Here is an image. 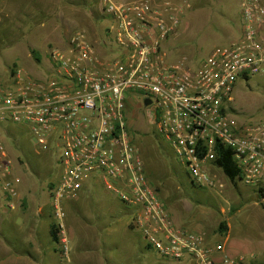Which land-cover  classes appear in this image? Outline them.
Masks as SVG:
<instances>
[{"label": "built area", "instance_id": "obj_1", "mask_svg": "<svg viewBox=\"0 0 264 264\" xmlns=\"http://www.w3.org/2000/svg\"><path fill=\"white\" fill-rule=\"evenodd\" d=\"M95 1L107 19L102 47L81 31L70 37L67 49L51 53L46 76L34 78L16 70L0 80L1 195L8 207L15 206L11 200L22 178L6 138L9 126L26 127L41 149L60 151L59 176L49 197L57 252L63 259L71 251L66 205L94 177L135 207L132 227L162 258L182 264H233L227 256L222 262L216 259L223 244L213 245L205 233L177 226L171 218L133 142L128 104L136 101L146 108L151 124L197 187L224 188L215 176L222 170L216 163L222 148L232 150L240 171L236 182L264 187V119L240 122L232 108L238 79L264 77V1L239 0L236 37L195 62L171 61L159 52L160 38L179 24L174 10L172 26L151 0ZM107 53L113 57H105ZM146 100L152 103L145 106Z\"/></svg>", "mask_w": 264, "mask_h": 264}, {"label": "rangeland", "instance_id": "obj_2", "mask_svg": "<svg viewBox=\"0 0 264 264\" xmlns=\"http://www.w3.org/2000/svg\"><path fill=\"white\" fill-rule=\"evenodd\" d=\"M25 1L28 4L26 5L29 11L28 17L17 21L13 17L5 20L0 18V80H7L14 76L16 70L34 78L44 77L50 73L51 53L55 49H59L57 41L65 39L66 35L69 39L81 31H85L87 34L86 26L84 27L80 23L81 14H85V5L90 7L88 17L95 20L96 26L97 21L101 25L100 29L95 27L93 30L95 33L93 41L99 47L104 44L102 29L107 25V19H104L99 12L95 0H63L81 7V9H65L66 14L72 18L69 30L66 29V23L62 22L63 18L59 23L57 21L53 23L52 17L46 15L47 11L43 7L46 0ZM50 1L53 2V0H47L49 3ZM151 1L169 25L173 26L169 20L171 11L174 10L173 12L179 18L178 26L170 30L165 38H160L159 52L168 60L182 61L186 59L195 62L206 57L216 46L221 47L232 41L239 32L241 23L239 0ZM40 11L42 13L38 14L37 12ZM85 15L87 16V14ZM105 57L111 58L113 54L107 53ZM232 108L236 119L240 122L264 119V77H252L247 82L238 79L233 92ZM127 124L133 142L144 158L148 180L158 189L162 201L169 213H172V219L177 226L194 232H203L205 240L216 245L224 242L226 237V235H222L223 232L219 231V225L224 221V211L225 214H235L244 208L242 211L246 213L247 217L258 214V225H263L264 218L259 212L264 210V187L251 188L239 184L230 179L222 170L218 171L215 176L224 183V188L197 187L192 183L188 170L178 160L170 144L151 124L146 108L138 105L136 101L128 104ZM9 129L13 137L7 136L6 143L18 174L22 181L33 182L41 186L42 191L38 192L42 193L40 196L45 204L49 203L51 207L49 195L51 184L59 176L57 156L60 151L41 149L34 142L26 127L9 126ZM96 179L98 180V178L90 177L85 184L92 185ZM260 189H263V192ZM96 192L100 194L99 197L113 202L120 210L125 209L119 216L120 221L116 227L121 225L122 221L125 223L132 220L136 215L134 206L123 205L115 195L108 193L105 189L98 188ZM95 193L90 195L94 196ZM88 200V206L96 208V214L90 210L93 212L92 219H97L95 215L98 214L101 222H104L103 220L106 218L102 215L108 211L101 210L100 205L96 202L97 198H88ZM110 221L112 224L116 223V220L111 219ZM253 230L248 228L246 232L250 235L254 233L252 238L259 236L264 239V229L258 227ZM10 231L0 222V232L5 234L8 241L10 240ZM134 231L140 235L137 229ZM124 234L119 230L106 235L104 233L102 241H105V238L108 240L117 238L120 248H122L123 240L126 237ZM229 238L239 242L242 240L233 236ZM102 246L104 245L102 244ZM98 249L96 252L98 263L103 262L112 254L114 259L110 258L109 260L113 259L114 261L119 255L121 264H151L152 256L159 260L158 264H181L172 259L162 258L154 249L148 258L142 256L138 248L135 251L129 249L128 252L123 250L121 253L119 249L108 251L106 245L100 249L99 244ZM55 257L59 260L58 252L55 253ZM0 264H9L7 257L2 255L1 251Z\"/></svg>", "mask_w": 264, "mask_h": 264}, {"label": "crops", "instance_id": "obj_3", "mask_svg": "<svg viewBox=\"0 0 264 264\" xmlns=\"http://www.w3.org/2000/svg\"><path fill=\"white\" fill-rule=\"evenodd\" d=\"M26 5L28 4L25 0H0V18L5 20L6 18L13 17V19H16L17 21L28 17L29 11L27 9L28 6L26 7ZM43 7L45 11H47L46 15L52 17L53 23L56 21L59 23L60 19L63 18L62 22L66 23L67 30H69L72 25V18L69 14H66L65 9H81L80 6L74 3L64 2L63 0H53L52 3L51 1L49 3L46 0ZM89 8L88 5H85L84 12L87 16L82 13L80 23L83 24L84 27L86 26L85 28L88 36L93 39L95 35L93 31L94 28L98 27L100 29L101 25L97 21L96 26L94 23L95 20L88 17ZM37 13L41 14L42 11ZM103 29L102 32L104 33ZM69 40L70 38L68 39V36L66 35L65 39H62L60 42L57 41L58 48L67 49L69 47ZM10 136L13 137L11 130ZM98 188L105 189L108 193L115 195L119 199V196L115 192L107 189L100 179H96L92 185L86 184L84 186V190L77 200L67 203L66 225L71 251H69L67 259H63L59 254V260L55 257L57 247L51 234L55 220L51 215L52 212L49 203L45 204L40 196L42 193L38 192L42 191L41 186L23 180L19 193L15 199L11 200L13 205H15L13 207L5 205V200L0 191V222H2V225L6 226L8 230H11L9 233V241L5 234L0 232L1 254L7 257L9 264L122 263L120 261L121 256L119 257V255H117L118 258L113 261L114 257L112 254L108 257L106 256L107 259L105 258L106 260H103V262L98 263L96 252H98V246L100 244V249L106 245L108 251H116L119 249V252L121 253L123 250L128 252L127 250L129 249L135 251V249L138 248L140 254L148 258V255L152 253L153 248L146 245L140 232V235L135 233L131 220L125 223L122 221L121 225L116 227L117 223L120 221L119 216L123 214L125 209L123 208L120 210L113 202L99 197L100 194L96 192ZM93 193H95V195L91 196L90 194ZM93 197L98 199L96 202H98L102 211H108L102 215V217L106 218V220H103L104 222H101L100 218L97 216L98 214L95 215L97 219H92V213L96 212V208H94V206H88V198ZM120 202L123 205H126L122 201ZM243 209L238 210L235 214H225L226 212H223L224 221H226L228 228L222 233V235H226L224 242L217 243L223 244L224 251L216 255V259L219 262H222L223 257L227 256L231 259L233 264H264V239L262 237L259 238V236H254V238H252L254 233L250 235V233L246 232L248 231V228L252 231L258 227L264 229V222L263 225H258V214L252 217H247L246 213L242 211ZM261 211L263 212L259 213L262 215V218H264V210ZM111 219L116 220V223L112 224V221H110ZM116 230L125 233L124 235L126 237L125 240H123L124 246L122 248H120V242L117 238L116 240L115 238H111L110 240L105 238V241H102L104 233L106 235ZM231 236L242 240L240 242L236 239L230 240L229 237ZM102 244L104 246H102ZM110 258L113 259L110 261ZM158 262L159 260H156L153 256L151 257V264H158Z\"/></svg>", "mask_w": 264, "mask_h": 264}, {"label": "trees", "instance_id": "obj_4", "mask_svg": "<svg viewBox=\"0 0 264 264\" xmlns=\"http://www.w3.org/2000/svg\"><path fill=\"white\" fill-rule=\"evenodd\" d=\"M232 150L230 148H222L218 158V161L216 162L219 167L222 168L224 173L233 181H235L236 177L240 173L239 169L234 164V160L231 156ZM52 187V184H51ZM260 191L263 192V189H260ZM228 228L226 221H222L219 225V231L224 232ZM57 230L54 226H52V238L54 242H58V236H57ZM58 251V249H57Z\"/></svg>", "mask_w": 264, "mask_h": 264}, {"label": "water", "instance_id": "obj_5", "mask_svg": "<svg viewBox=\"0 0 264 264\" xmlns=\"http://www.w3.org/2000/svg\"><path fill=\"white\" fill-rule=\"evenodd\" d=\"M151 103H152L151 100H146L144 105H145V106H148V105L151 104Z\"/></svg>", "mask_w": 264, "mask_h": 264}]
</instances>
